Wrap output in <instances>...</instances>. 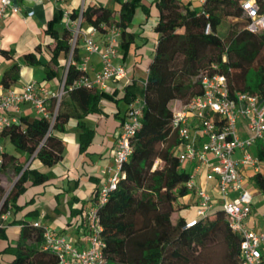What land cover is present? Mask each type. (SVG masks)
Returning <instances> with one entry per match:
<instances>
[{
  "label": "trees",
  "instance_id": "obj_1",
  "mask_svg": "<svg viewBox=\"0 0 264 264\" xmlns=\"http://www.w3.org/2000/svg\"><path fill=\"white\" fill-rule=\"evenodd\" d=\"M114 1L119 7L116 16L102 6H87L83 8L81 23L97 28L100 34L104 33L102 25L118 27L123 47L125 36L130 37L126 30L134 11L142 6L143 0ZM154 4L158 11L154 27L157 42L146 78L141 85L129 84L122 98L128 106L136 98L143 101L141 127L132 141L131 155L121 167L116 188L104 202L97 195L92 199L103 242L100 264H213L208 250L219 242L223 246L221 264H239L240 238L229 229L221 207L198 218L191 227H186L187 222L181 216L172 221L175 211L187 207L179 204V199L189 193L185 188L189 174L181 170L173 154L177 140L171 133L170 122L175 107L200 93L198 75L211 65L226 76L231 93L254 94L264 100V31L251 33L245 29L247 21L237 0H209L202 10L189 8L178 0H155ZM143 10L148 13L144 7ZM77 13L72 10L71 18L75 19ZM61 21L57 9L45 30L56 43L51 52L55 65L60 54L67 57L71 38L66 29L59 32L54 28ZM207 24L210 31L205 33ZM0 55L10 57L6 51H0ZM23 61L34 63L35 59L31 54L24 56ZM17 72L14 65L3 74L0 80L3 89L11 88ZM78 75L70 67L66 86ZM103 96L98 89L76 88L61 100L51 130L46 120L20 116L19 124L1 133L4 152L0 200L6 192L2 178L8 176L13 181L0 207V214L8 207L11 210V219L0 228V240H7L6 226L20 227L17 238L0 248V258L9 256V264H57L55 255L42 249L43 231L34 227L28 214L12 219L23 209L20 203L28 188L48 181L47 174L39 169L30 165L23 168L35 151L42 167L50 168L60 162L64 147L57 133L64 132V124L70 119L78 122L79 151L84 152L94 131L80 120L101 113L99 103ZM5 143L12 147L13 153L6 151ZM257 156L264 161V146L258 149ZM157 160L165 167L153 168ZM251 181L264 193V173L252 175ZM79 202L78 198L70 197L71 215H80L82 209L73 208Z\"/></svg>",
  "mask_w": 264,
  "mask_h": 264
},
{
  "label": "built area",
  "instance_id": "obj_2",
  "mask_svg": "<svg viewBox=\"0 0 264 264\" xmlns=\"http://www.w3.org/2000/svg\"><path fill=\"white\" fill-rule=\"evenodd\" d=\"M56 7L62 0H52ZM202 10L209 0H198ZM243 17L247 21L246 30L251 33L264 31V0H237ZM13 6V0H0V23ZM64 29L70 32L69 49L64 64V71L55 92H49L37 83H26L20 91L12 88L3 89L0 97V167L3 164L4 147L1 133L11 125L19 124L20 107L28 105L35 118L49 122L51 130L64 96L76 88L103 90L107 83L126 78L123 66L116 65L121 30L112 25H102L100 34L97 28H82V11L80 7L75 19L71 18V10L59 8ZM210 25L205 27V33ZM100 40L97 41L96 38ZM79 41L85 55L78 56ZM99 57L100 68L90 77L88 63L90 56ZM70 67L79 75L71 85L66 86V77ZM200 93L193 96L185 104L179 105L172 112L170 122L171 133L176 136L177 144L174 156L180 164L193 165V173L185 184L189 193L197 200L196 219L187 222L186 227L196 224L198 218H204L219 201L229 229L240 238L239 264H264L262 248L264 234L256 233L247 226L251 212L252 195L244 186V170L260 173L259 160L249 153L248 149L258 142L264 143V100L249 93H231L225 75L217 70L216 65L198 75ZM144 103L136 98L129 106L115 138L112 154L113 167L108 170L110 176L97 192L100 202H104L110 191L118 182L122 165L132 153V141L141 127ZM245 136L242 137L241 135ZM236 151L241 157L235 159ZM35 151L26 162L23 170L36 161ZM19 178V176H17ZM16 178V179H17ZM201 178L206 183L213 182L217 192L214 198L204 187L196 184ZM11 188V187H10ZM8 189V191L10 190ZM0 200V207L8 193ZM234 194V196H231ZM11 217L10 207L0 214V228ZM87 247L79 248L71 240L53 233L39 222L34 227L43 231L42 249L53 253L57 264H100L103 260V242L100 239L101 227L97 212L91 207L85 215Z\"/></svg>",
  "mask_w": 264,
  "mask_h": 264
},
{
  "label": "crops",
  "instance_id": "obj_3",
  "mask_svg": "<svg viewBox=\"0 0 264 264\" xmlns=\"http://www.w3.org/2000/svg\"><path fill=\"white\" fill-rule=\"evenodd\" d=\"M102 1L105 0H62V4L56 7L52 0H13V6L17 10L10 9L0 23V51L10 53L9 58L0 55V80L6 71L16 65L18 72L11 88L20 91L24 84L35 83L33 68L41 65L45 74L44 82L37 84L43 85L49 92H55L63 75L66 58L60 54L57 58V65L52 63L51 52L56 43L45 33L47 24L53 19L59 8L65 7L71 11H78L81 6L83 8L102 6L110 10L103 5ZM154 1L143 0L142 6L136 8L132 21L126 30L130 37L125 36L123 47L119 45L118 56L114 63L125 68L126 78L110 81L105 89L99 90L104 93L99 103L101 113L90 114L80 120L87 128L94 131L91 143L81 153L78 144V122L70 119L64 124V132L57 133L64 147L62 159L50 168L42 167L37 160L30 165L46 173L48 181L41 186L28 188L20 203L23 209L13 215L12 219H21L28 214L30 222L41 223L53 233L71 240L79 248L87 247L85 215L91 208L92 199L97 195L98 189L107 182L110 176L108 170L113 167L112 154L115 138L119 131L120 121L128 109V105L122 101L125 88L132 82L138 85L143 83L157 42L154 27L157 22L158 11ZM178 1L189 8L201 9L198 0ZM143 7L147 9V14ZM112 12L115 16L117 15L115 11ZM54 28L57 29L55 26ZM63 29L64 27L61 30ZM61 30L58 31L61 32ZM84 30L88 31V27H85ZM96 40L99 41L100 37ZM77 53L79 58L85 55L81 44ZM31 54L34 56V63L23 61L24 56ZM99 68V57L97 55L90 56L87 71L89 76L93 77ZM3 93L0 85V97ZM20 110L21 116L30 120L35 118L28 105H21ZM241 136L244 137L245 135L242 134ZM261 145L264 146V143L258 142L251 146L255 149L253 155L249 152L252 157L258 159V149ZM240 157L241 152L236 151L234 158L239 159ZM259 170L260 173H264V161L259 160ZM243 174L244 186L252 195L251 212L247 219V226L256 233L264 234V193L260 192L251 181L252 175L257 173L244 170ZM195 181L197 185L204 187L214 198H217L213 182L206 183L201 178H197ZM257 191L261 195L255 194ZM73 196L80 201L73 205L76 210L82 209L79 216L71 215L68 208L70 197ZM216 203V207H218L219 201L216 200ZM179 204L197 208V200L193 193H188L185 197L180 198ZM179 213L183 216L182 211L176 212L178 216ZM34 216L38 217L37 220L33 218ZM189 221L192 220L186 222ZM19 228L18 225L6 226L7 240H0V248L17 238ZM262 257H264V248H262ZM9 261L10 257L7 255L0 258V264H9Z\"/></svg>",
  "mask_w": 264,
  "mask_h": 264
},
{
  "label": "rangeland",
  "instance_id": "obj_4",
  "mask_svg": "<svg viewBox=\"0 0 264 264\" xmlns=\"http://www.w3.org/2000/svg\"><path fill=\"white\" fill-rule=\"evenodd\" d=\"M102 3L107 8H109L111 11H117L118 8H119L118 5L114 2V0H105V1H102ZM224 23H227V20H225ZM55 27L58 30H61L63 28V25L61 23H59V24H55ZM82 28L85 29V26H82ZM80 44H81V42L79 41V45ZM33 71H34V75H33L34 76L33 77L34 82L35 83L44 82L43 79L45 77V74H44L43 67L41 65H39L37 67H34ZM46 83H49V82H46ZM62 99H66V96H64ZM174 105H179V103H174ZM5 148H6V151L9 152V153H13L14 152L12 147L9 144L5 143ZM254 150H255L254 147H251L249 152L252 153V155H253L254 154ZM164 167H165V165L157 160V161H155L153 168H164ZM180 168H181V170H183L184 172H186L188 174H192L193 173V165H191V164H189L187 162L181 164ZM12 181L13 180L11 178H9L8 176L2 178L1 185H2V187H3V189L5 191H8V189L11 187ZM255 194L261 195V193L259 191H257V193L255 192ZM196 209L197 208L195 206H187V207L182 208V209H180L179 211H176V212L182 211V215L183 216H181L180 213H179V216L183 217V219L185 221L195 220L196 219ZM176 212L171 216L173 222H175L176 219L179 217L176 214ZM33 218L35 220H37L38 217L34 216ZM189 222H192V221H189ZM52 228L54 229V227H52ZM208 251L210 253L209 255L211 256V261L210 262H212L213 264H221V259L223 257V246H222V244L220 242L216 243L215 245L210 247Z\"/></svg>",
  "mask_w": 264,
  "mask_h": 264
}]
</instances>
